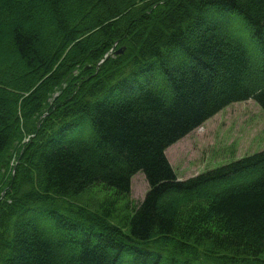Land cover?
Wrapping results in <instances>:
<instances>
[{
	"label": "trees",
	"instance_id": "obj_1",
	"mask_svg": "<svg viewBox=\"0 0 264 264\" xmlns=\"http://www.w3.org/2000/svg\"><path fill=\"white\" fill-rule=\"evenodd\" d=\"M248 99L264 0H0V264H264V150L186 180L166 155Z\"/></svg>",
	"mask_w": 264,
	"mask_h": 264
},
{
	"label": "rangeland",
	"instance_id": "obj_2",
	"mask_svg": "<svg viewBox=\"0 0 264 264\" xmlns=\"http://www.w3.org/2000/svg\"><path fill=\"white\" fill-rule=\"evenodd\" d=\"M233 16L243 23L246 42L252 49L257 43L250 30L244 26L242 17L234 13ZM261 150H264V110L254 99H248L219 111L169 146L166 155L178 179L186 180ZM148 190L146 177L139 171L132 176L131 194L127 199L139 205ZM104 195L100 191L97 197Z\"/></svg>",
	"mask_w": 264,
	"mask_h": 264
},
{
	"label": "water",
	"instance_id": "obj_3",
	"mask_svg": "<svg viewBox=\"0 0 264 264\" xmlns=\"http://www.w3.org/2000/svg\"><path fill=\"white\" fill-rule=\"evenodd\" d=\"M122 52H123L122 49H118V50H116L114 53L118 54V53H122ZM109 56H110V54H107V55L105 56V59H104L101 63H103L106 59H108ZM101 63H100V64H101Z\"/></svg>",
	"mask_w": 264,
	"mask_h": 264
}]
</instances>
